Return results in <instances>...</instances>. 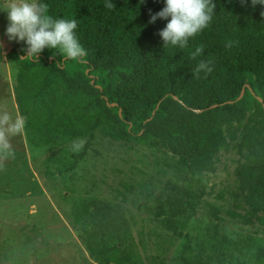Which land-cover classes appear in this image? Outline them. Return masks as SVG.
Segmentation results:
<instances>
[{
	"label": "trees",
	"instance_id": "16d2710c",
	"mask_svg": "<svg viewBox=\"0 0 264 264\" xmlns=\"http://www.w3.org/2000/svg\"><path fill=\"white\" fill-rule=\"evenodd\" d=\"M43 2L54 19L76 21L87 55L77 62L45 49L33 60L22 42L10 48L15 100L28 118L24 129L31 144L83 133L70 112L74 121L110 125L113 137L161 146L194 173H214L228 146L225 129L237 125L239 201L227 215L264 226V7H253L250 0H213L209 26L178 48L163 46L158 35L166 20L148 23L163 0H111L112 8L106 7L109 0ZM201 61L212 70L196 75ZM87 145L72 156L73 164L83 159ZM167 204L163 224L176 233L180 200ZM78 212V238L92 262L141 264L118 209L91 200L80 202ZM192 262L202 264L201 249ZM248 263L264 264V247H257Z\"/></svg>",
	"mask_w": 264,
	"mask_h": 264
},
{
	"label": "rangeland",
	"instance_id": "374dc122",
	"mask_svg": "<svg viewBox=\"0 0 264 264\" xmlns=\"http://www.w3.org/2000/svg\"><path fill=\"white\" fill-rule=\"evenodd\" d=\"M6 24L0 12V264H96L74 223L78 204L91 200L122 213L141 264H197L198 249L202 264H252L250 254L264 247V226L227 215L239 201L240 127L225 129L228 146L214 173H194L161 146L113 137L110 125L74 121L70 112L83 133L34 146L15 100L7 53L18 43L4 35ZM86 141L83 159L73 164ZM175 198L176 233L162 219Z\"/></svg>",
	"mask_w": 264,
	"mask_h": 264
},
{
	"label": "clouds",
	"instance_id": "9594fccd",
	"mask_svg": "<svg viewBox=\"0 0 264 264\" xmlns=\"http://www.w3.org/2000/svg\"><path fill=\"white\" fill-rule=\"evenodd\" d=\"M250 3L253 7H264V0H250ZM106 7H113L111 0ZM214 9L213 0H163V7L150 14L148 23H154L158 18L166 20L158 33L163 46L184 48L190 38L209 26ZM0 12L6 13L4 35L9 41L22 42L25 56L33 60L45 49L65 60L77 62L87 55L76 35V21L54 19L48 14V6L43 0H9L7 6L0 4ZM261 15L264 16V12ZM200 52L201 49L196 48L194 55ZM211 70L208 62L201 61L196 65L194 74H206Z\"/></svg>",
	"mask_w": 264,
	"mask_h": 264
}]
</instances>
